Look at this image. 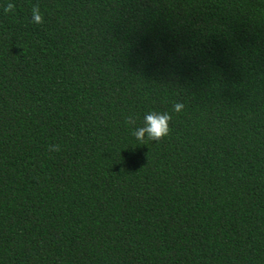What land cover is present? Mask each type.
I'll list each match as a JSON object with an SVG mask.
<instances>
[{
  "label": "trees",
  "instance_id": "obj_1",
  "mask_svg": "<svg viewBox=\"0 0 264 264\" xmlns=\"http://www.w3.org/2000/svg\"><path fill=\"white\" fill-rule=\"evenodd\" d=\"M0 264H264V0H0Z\"/></svg>",
  "mask_w": 264,
  "mask_h": 264
},
{
  "label": "clouds",
  "instance_id": "obj_2",
  "mask_svg": "<svg viewBox=\"0 0 264 264\" xmlns=\"http://www.w3.org/2000/svg\"><path fill=\"white\" fill-rule=\"evenodd\" d=\"M31 19L35 23L40 22L41 16L38 8H32ZM129 119L131 121L132 118ZM169 119L170 116L167 112H145L142 117L141 125L133 129L132 135L135 140L140 143H142L144 140H158L161 136L167 134Z\"/></svg>",
  "mask_w": 264,
  "mask_h": 264
}]
</instances>
